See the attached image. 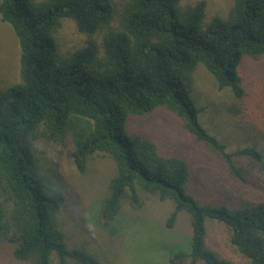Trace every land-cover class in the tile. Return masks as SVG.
Masks as SVG:
<instances>
[{
  "label": "trees",
  "instance_id": "1",
  "mask_svg": "<svg viewBox=\"0 0 264 264\" xmlns=\"http://www.w3.org/2000/svg\"><path fill=\"white\" fill-rule=\"evenodd\" d=\"M181 1L1 0V18L19 40L21 72L19 83L0 89V245H11L21 263L105 264L89 246L69 245L61 220L67 194L37 144L72 137L79 170L96 152L115 164L101 206L106 221L116 220L124 200L140 207L142 192L174 202L168 228L181 212L190 214V249L174 253L170 264H234L208 245L207 219L229 228L248 264H264V200L202 202L189 189V161L162 154L152 138L128 128L131 116L166 107L232 177L264 179V150H230L201 123L192 97L200 64L220 89L245 96L239 66L245 56L264 54V0H233L227 20L210 21L205 0ZM67 18L88 36L72 51H63L56 36Z\"/></svg>",
  "mask_w": 264,
  "mask_h": 264
},
{
  "label": "rangeland",
  "instance_id": "2",
  "mask_svg": "<svg viewBox=\"0 0 264 264\" xmlns=\"http://www.w3.org/2000/svg\"><path fill=\"white\" fill-rule=\"evenodd\" d=\"M199 1L182 0L181 4L192 5ZM205 1L206 21L214 17L229 18L233 0ZM56 36L63 51H72L88 40V36L78 30L76 22L68 18L62 20ZM20 56L18 37L0 14V89L20 82ZM239 74L246 89L242 99L236 98L229 88L220 89L206 68L198 65L193 74L192 97L202 108L199 119L230 150L245 145H257L264 150V54L245 56ZM128 128L152 138L162 154L187 159L192 171L189 189L202 202L236 204L264 200V179L246 184L232 177L217 155L166 107H158L147 115L131 116ZM37 144L43 158L54 161L67 194L61 220L69 245L89 246L105 264H170L174 253L190 249V214L183 211L174 227L166 225L174 209L170 199L160 200L156 195L142 192L140 207L134 208L124 200L116 220L108 222L102 218L101 206L116 173L108 154L94 153L89 157L86 169L81 171L71 157L72 137H67L64 143L41 138ZM206 225L207 243L212 249L234 264L249 263L232 245L231 233L225 224L207 219ZM0 264H23L14 257L12 247L6 241L0 245ZM198 264L205 263L200 261Z\"/></svg>",
  "mask_w": 264,
  "mask_h": 264
}]
</instances>
